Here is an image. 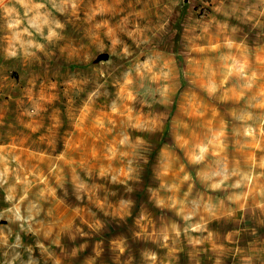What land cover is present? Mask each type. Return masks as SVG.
<instances>
[{"label": "rangeland", "instance_id": "1", "mask_svg": "<svg viewBox=\"0 0 264 264\" xmlns=\"http://www.w3.org/2000/svg\"><path fill=\"white\" fill-rule=\"evenodd\" d=\"M0 264H264V0H0Z\"/></svg>", "mask_w": 264, "mask_h": 264}]
</instances>
